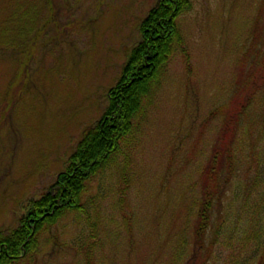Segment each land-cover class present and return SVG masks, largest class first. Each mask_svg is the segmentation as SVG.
Instances as JSON below:
<instances>
[{"label":"rangeland","instance_id":"obj_1","mask_svg":"<svg viewBox=\"0 0 264 264\" xmlns=\"http://www.w3.org/2000/svg\"><path fill=\"white\" fill-rule=\"evenodd\" d=\"M157 1L0 0V232L18 225L101 118ZM190 1L177 19L183 44L167 64L131 155L139 176L120 205L130 225L121 234L129 252L106 251V264L167 263L164 239L183 223L197 168L264 85V56L251 64L249 53L255 37H264V0ZM250 107L253 113L258 102ZM238 181L240 175L211 211L205 244ZM77 234L70 219L62 222L26 264H75ZM218 252L215 245L209 257ZM200 257L189 264L212 261Z\"/></svg>","mask_w":264,"mask_h":264},{"label":"trees","instance_id":"obj_2","mask_svg":"<svg viewBox=\"0 0 264 264\" xmlns=\"http://www.w3.org/2000/svg\"><path fill=\"white\" fill-rule=\"evenodd\" d=\"M190 8V0H158L148 11L139 25L140 42L129 51L120 78L108 91L101 118L83 132L49 189L27 204L18 225L0 232V264L30 262L47 244L44 236L69 219L78 228L75 264H106V251L119 247L127 255L121 234L130 225L120 205L139 176L131 155L167 64L183 44L177 19ZM254 41L248 49L251 64L264 56V37ZM246 100L240 109L245 118L236 116L233 132L220 134L207 162L197 168L183 223L178 230L168 229L164 239L166 264H189L198 255L208 256L210 264H264V85H257ZM256 101L258 108L251 113ZM238 175L244 181L233 185L227 209L205 244L209 215ZM93 183L95 194L88 195ZM215 245L219 252L209 257Z\"/></svg>","mask_w":264,"mask_h":264}]
</instances>
